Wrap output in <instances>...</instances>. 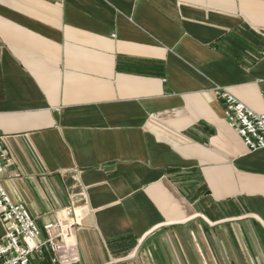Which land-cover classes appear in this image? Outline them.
I'll use <instances>...</instances> for the list:
<instances>
[{"label": "crops", "instance_id": "1", "mask_svg": "<svg viewBox=\"0 0 264 264\" xmlns=\"http://www.w3.org/2000/svg\"><path fill=\"white\" fill-rule=\"evenodd\" d=\"M219 86L264 112V0H0L3 186L77 217L81 264H264V148Z\"/></svg>", "mask_w": 264, "mask_h": 264}, {"label": "built area", "instance_id": "2", "mask_svg": "<svg viewBox=\"0 0 264 264\" xmlns=\"http://www.w3.org/2000/svg\"><path fill=\"white\" fill-rule=\"evenodd\" d=\"M213 92L223 100L224 118L241 135L246 147L264 148V112H255L220 86ZM15 163L0 136V220L5 231L0 237V264H32L34 255L45 252L51 264H81L75 243L77 217L46 222L40 227L23 203L10 199L3 179L13 177L9 171Z\"/></svg>", "mask_w": 264, "mask_h": 264}]
</instances>
